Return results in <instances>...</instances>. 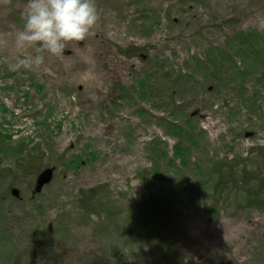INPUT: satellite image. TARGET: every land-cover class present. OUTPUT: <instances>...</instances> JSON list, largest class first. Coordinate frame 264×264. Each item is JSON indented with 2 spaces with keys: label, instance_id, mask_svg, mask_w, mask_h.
I'll return each instance as SVG.
<instances>
[{
  "label": "rangeland",
  "instance_id": "obj_1",
  "mask_svg": "<svg viewBox=\"0 0 264 264\" xmlns=\"http://www.w3.org/2000/svg\"><path fill=\"white\" fill-rule=\"evenodd\" d=\"M26 2L0 0V264H264V0H96L17 69Z\"/></svg>",
  "mask_w": 264,
  "mask_h": 264
},
{
  "label": "clouds",
  "instance_id": "obj_2",
  "mask_svg": "<svg viewBox=\"0 0 264 264\" xmlns=\"http://www.w3.org/2000/svg\"><path fill=\"white\" fill-rule=\"evenodd\" d=\"M23 26L15 34L17 50L34 49L14 68L31 69L44 63L47 53L63 55L66 43L82 41L99 20L96 0H27L21 12Z\"/></svg>",
  "mask_w": 264,
  "mask_h": 264
},
{
  "label": "trees",
  "instance_id": "obj_3",
  "mask_svg": "<svg viewBox=\"0 0 264 264\" xmlns=\"http://www.w3.org/2000/svg\"><path fill=\"white\" fill-rule=\"evenodd\" d=\"M9 137L5 136V135H2V133H0V140L1 141H5L7 140ZM38 159L37 158H34V157H31L30 155H26L24 157L21 158V162H22V169L23 170H26V171H29L31 170L33 167H36V164H38ZM81 159L78 158L77 162L79 164H81ZM48 169V168H46ZM42 172V170L40 171Z\"/></svg>",
  "mask_w": 264,
  "mask_h": 264
},
{
  "label": "water",
  "instance_id": "obj_4",
  "mask_svg": "<svg viewBox=\"0 0 264 264\" xmlns=\"http://www.w3.org/2000/svg\"><path fill=\"white\" fill-rule=\"evenodd\" d=\"M53 176V169H47L45 170L39 177L38 179V186L37 190H39V187H42L43 185L47 184L50 182L51 178Z\"/></svg>",
  "mask_w": 264,
  "mask_h": 264
}]
</instances>
